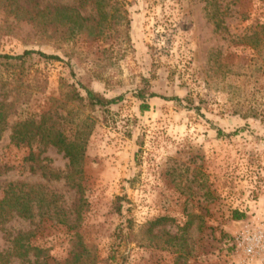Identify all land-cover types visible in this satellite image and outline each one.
<instances>
[{
    "label": "rangeland",
    "instance_id": "1",
    "mask_svg": "<svg viewBox=\"0 0 264 264\" xmlns=\"http://www.w3.org/2000/svg\"><path fill=\"white\" fill-rule=\"evenodd\" d=\"M263 22L264 0H0V54L58 58L0 67V198L31 200L0 251L41 250L8 264H264L231 242L264 219ZM82 87L122 99L89 106ZM142 89L179 103L140 112ZM24 121L82 143L78 165L10 142Z\"/></svg>",
    "mask_w": 264,
    "mask_h": 264
},
{
    "label": "trees",
    "instance_id": "2",
    "mask_svg": "<svg viewBox=\"0 0 264 264\" xmlns=\"http://www.w3.org/2000/svg\"><path fill=\"white\" fill-rule=\"evenodd\" d=\"M100 6V4H98ZM69 17L68 15H64V18ZM103 17V12H102ZM255 31L252 34L260 35L261 38L264 39V22L255 26ZM257 37H255L256 39ZM256 41V40H255ZM37 55L38 57L46 60H57L56 56L45 55L40 52H36L33 50H24L19 55H8V54H0V67H10L11 65H20L23 63L25 58L31 55ZM84 99L89 106H97V107H106L109 105H114L121 101V96H116L113 98H103L102 96L91 92L90 90L83 88ZM77 99H81L77 94L75 95ZM134 97L141 101L139 104V111L144 112L148 110V106L143 101L146 98H160L163 100L173 101L175 103H179V99L176 97L165 98L163 96H157L153 93L144 94V90H137L134 93ZM4 130V116L0 111V134ZM220 134L219 131H217ZM10 142H12L15 146L19 145H30L32 142H37L44 146H52L58 152L62 153L63 157L67 159L68 166L71 168H75L82 156L83 145L82 143L76 142L73 140H67L60 132L56 130H52L51 128H46L42 121L37 123L33 121H24L21 123H16L11 128L10 132ZM79 172V170H78ZM28 186L24 184H8L5 189L2 191V197L0 198V230L1 227L6 223L7 219L14 213L16 216L22 219H28L30 217V208L29 203L30 199L28 198ZM20 238L17 237L10 242V250L9 251H0V264H8L10 252L18 258H24L28 251H32L33 257L37 258L40 256L41 250L36 247L24 246V244L20 243ZM79 259L74 257L73 261L70 264H75ZM38 264H44L38 263Z\"/></svg>",
    "mask_w": 264,
    "mask_h": 264
},
{
    "label": "built area",
    "instance_id": "3",
    "mask_svg": "<svg viewBox=\"0 0 264 264\" xmlns=\"http://www.w3.org/2000/svg\"><path fill=\"white\" fill-rule=\"evenodd\" d=\"M235 255L246 263L264 262V219L241 224L231 236Z\"/></svg>",
    "mask_w": 264,
    "mask_h": 264
}]
</instances>
